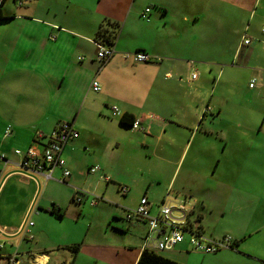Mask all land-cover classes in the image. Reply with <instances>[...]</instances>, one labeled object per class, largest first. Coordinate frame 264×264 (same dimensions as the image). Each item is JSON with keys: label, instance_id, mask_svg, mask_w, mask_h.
I'll list each match as a JSON object with an SVG mask.
<instances>
[{"label": "crops", "instance_id": "0c3cea01", "mask_svg": "<svg viewBox=\"0 0 264 264\" xmlns=\"http://www.w3.org/2000/svg\"><path fill=\"white\" fill-rule=\"evenodd\" d=\"M16 1L0 0V155L4 157L0 159V264H8L6 258L13 255L18 257L17 264H137L145 236L136 244L127 238L106 242L115 232L129 235L130 226L123 228L109 221L110 217L118 221L120 215L115 211L119 204L111 209L115 203L107 199L110 208L99 207V200L107 197L106 192L101 193L95 205L88 202L97 214L87 222L82 209L86 197L77 191L90 182L87 173L97 180L108 178L104 181L107 186L110 182L116 186L118 202L129 194L139 198L137 206L143 197L148 201L150 188L161 184L158 173L150 170L153 180L147 185L143 181L139 188L129 168L113 166L109 156L134 151L135 146L148 160L158 151L164 157L171 156L173 141L181 137L184 151L191 141L189 149L195 142L198 153L209 157L211 172L200 186L203 191L210 189L205 195L213 192L214 184V192L222 194L219 216L214 217L212 227L206 225L208 216L195 213V206L192 220L205 237L218 240L230 236L233 244L222 255L208 254L209 259L194 253L187 240L158 254L180 264H193V258H199V264L206 260L227 264L223 261L226 256L230 264H264V239L258 240L257 249L245 243L264 226V135L255 133L260 140L249 143L253 135L240 130L253 126V108L220 101V93L227 96L226 90L217 94L218 99L216 90L212 91L207 101L204 90L188 95L190 89L181 77L189 68L190 74L194 69L199 44H220L241 30V47L251 46L252 42L242 45V36L253 28L248 20L243 24V18L250 17L257 0H35L42 4L36 12L33 1L23 4L22 0L19 7H12ZM146 9L147 17L142 18ZM206 17L213 25L205 32ZM107 21L119 25L113 43L115 54L99 68L95 43L98 28ZM136 52L147 53L151 60L134 63L123 57ZM216 59L225 60L226 56ZM174 71L180 73L175 78ZM193 75L191 80L197 81L198 76ZM93 81L100 86L97 92L91 88ZM226 85L223 81L224 88L229 87ZM260 86L264 88V80ZM112 106L122 116L131 115L141 122L142 130L120 124L122 117L112 115ZM62 122L72 123L78 132V138L63 148L65 166L55 167L50 178L23 168L22 157L14 151L42 149ZM8 127L10 134L4 136ZM253 160L259 161L254 171L263 173L260 194H249L242 180L220 178L219 173L226 168L233 172V166H240L237 171L242 172ZM93 167L95 173L90 172ZM64 169L69 176L63 175ZM143 171L139 175L143 176ZM171 184L172 180L163 194L172 199L169 202L177 201ZM120 187L127 192L122 194ZM87 189L95 191L90 185ZM181 189V194L195 197L186 179ZM75 196L81 201L76 202ZM204 197V193L201 198L196 196L202 209ZM53 208L61 216L51 213ZM247 208H253L254 219L257 216L251 226ZM126 210L122 207V219L132 225L125 218ZM149 213H154L150 204ZM77 244L79 250L73 253L71 247Z\"/></svg>", "mask_w": 264, "mask_h": 264}, {"label": "rangeland", "instance_id": "374dc122", "mask_svg": "<svg viewBox=\"0 0 264 264\" xmlns=\"http://www.w3.org/2000/svg\"><path fill=\"white\" fill-rule=\"evenodd\" d=\"M24 0L23 4H28L30 1H33L32 3H35L34 6H32L34 12L41 10V2L35 0ZM44 2V0H43ZM11 3V2H10ZM31 3V4H32ZM12 7H19V2L16 1V4L12 3L10 4ZM64 10L61 11L60 14L63 13ZM207 16V15H206ZM243 17V16H241ZM248 20L251 26L253 27L252 30L247 32V38H249L252 42L251 46L246 47L242 46L240 44V32L239 35H233L232 33L226 37V40L220 44H212V43H204V45L199 44V54L197 55V61L193 62L194 69L192 70L191 74H195L198 76L197 81L191 80V74H190V68L188 71V74L181 73L182 77V84L186 85L188 89H190V92L188 95H198V92L200 90L205 91V101H207L212 95V91L215 93V99H218L217 94L222 90H226L227 96L223 95V92L220 93L219 100L224 101H232L233 103L243 106H250L253 108V126L247 127L246 131L241 130V132H247V135H253L252 140L248 139V142L256 141L258 142L260 140V137L255 136L254 134L257 133L258 136L264 135V128H261L262 120L264 119V88L260 86V84L264 80V34L262 33V30L264 29V0H257L255 5L252 8V13L249 17V14L246 15L245 18H243V24L244 22ZM213 25V21L211 19L207 18L205 19V22L203 24V28L205 29V32L209 29L208 26ZM237 30H239L237 28ZM238 50L235 53V48L238 46ZM203 49V53H201L200 49ZM226 56L225 60H219L216 59L218 56ZM199 62V63H198ZM221 62V63H220ZM220 63V64H219ZM226 65V67L224 66ZM174 78L177 76L175 73L172 72ZM221 75L223 77L220 80ZM216 80V81H214ZM223 81L225 83H229V87L224 88L223 87ZM219 82L218 86L216 87V83ZM226 85V86H227ZM197 86L196 88H193ZM251 86V87H250ZM217 88V89H216ZM258 88L260 89V92L258 93ZM255 123V125H254ZM136 130V129H133ZM260 130L259 134L258 131ZM138 131V130H137ZM141 131V130H139ZM125 133H131L130 130H126ZM137 133V132H136ZM180 133V132H178ZM175 136H177V134ZM138 134V133H137ZM136 134V135H137ZM168 136L170 137V130L168 129ZM184 139L179 138V140L175 139L173 141V147L174 149L171 152V156L168 155L167 157H164L160 154L158 151L156 156H153L151 159H145L143 151L139 146H135L136 141L134 142V151H128L125 150V152L121 153L119 155L118 153H114L113 155L109 156L108 161L110 163H114L113 166H119L122 168L128 167L131 171V174L134 177V181L136 185L140 187L141 183L145 181L146 185L148 184L151 177H149L148 172L150 170L156 171L158 173V176L161 179V184H155L153 185L148 193V201L153 209L152 217H155V214L159 212L160 205L164 202L165 204L169 205L170 208L173 209V216L175 217L178 214V202L180 200L186 201V203H189V206H195V213L196 211L203 214V216L207 217V226L212 227L214 219L219 216V210L217 209L218 204L220 203V199L222 198V194H218V192H214L216 190V184L215 189H213L212 193H207L206 191H210V189H205L206 191H203L201 189V181L205 175H209L211 172V167L209 165V157L198 153V150L196 148L195 142L192 144L191 148L189 141V146L184 151L182 147V142ZM128 146H132L128 145ZM126 148V147H125ZM128 148V147H127ZM184 151V153H183ZM183 154V155H182ZM182 156V157H181ZM162 160H165V164L162 163ZM259 161L253 160L251 162L250 166L244 167L243 171H237L240 169V166H237V168H234V166L231 168L233 172H228L229 168H226L225 171H221L219 173L220 178L222 180H228L231 179L232 181L235 179L242 180L245 184V188L249 192V194H253L255 192L259 193L261 192V182L263 180V173L259 171H254V167L256 163ZM109 166L111 164H108ZM193 169L191 173L189 171ZM144 170V175H139V171ZM196 172V175H195ZM198 172V173H197ZM194 173V175H192ZM107 176L111 178L110 173H107ZM86 177L90 178V182H88V185L86 184L85 188L79 187L78 193H82V195L85 198V205L82 206L83 212L85 214L84 220L87 222L90 219L96 218V212L93 211L92 207L90 208V205L88 202H91L95 196L96 198H99L101 193H107V197H103L105 201L99 200L100 204L99 207H105L109 209L110 207L106 205L108 204L106 201L107 199L109 202L112 203L111 209L116 208V204H119L120 207L117 208L115 213H118L120 217L117 218V222L114 221L113 217H110V223L116 224L117 226H122L123 228H126L127 226H130L129 228V235H120L119 232L113 233L115 236L109 239H107V243L112 244L116 242H122L123 239H128L129 243L132 244L133 242L136 244L137 241H140L141 238L146 235L148 228L146 224L139 221H133L130 222L132 225H128L126 222L123 221V213H122V207H127L128 209H135L138 203L139 198L136 195L129 194L126 196V198L122 199V202H118L115 198L118 197V193L116 192V186L112 184V182L109 183L107 186V183L104 180L98 179L97 177H94V175H88L86 173ZM186 179V182L188 181L190 188L194 190L195 197L191 198L189 195H183L182 192V185L184 184V181ZM172 180V184L170 185V191L171 194L177 199V201L173 200L172 202H169V200H172L168 198L167 195H163L167 189V186L169 182ZM155 182V181H154ZM89 185L92 187V189H95L94 193L92 191H89L87 187ZM137 189L140 191L141 189ZM88 190V191H87ZM226 192L228 193V189H226ZM89 194V196H86V194ZM204 193V208L202 209V204L198 202L196 204V196L198 198H201L202 194ZM189 197V198H184ZM207 198L208 201L205 200ZM121 199V198H120ZM111 200V201H110ZM124 200V201H123ZM216 201V202H215ZM106 203V204H105ZM89 205V206H88ZM214 205V207H213ZM203 210V211H202ZM218 211V212H217ZM253 208H247L245 210L247 219L251 220L250 226L254 223L256 218L254 219ZM212 215V216H210ZM215 217V218H214ZM264 217V214H263ZM194 221V220H193ZM129 223V224H130ZM107 224H105L106 229H108ZM111 227V226H110ZM186 238H188V235H185ZM259 239H264V226L262 227V230L259 234L252 236L249 238L245 243L249 248H255L257 249L259 247ZM134 246V245H132ZM194 253H197V251L192 250ZM225 251H229L227 248H224L217 252L218 254H224ZM221 252V253H220ZM49 253V251L47 252ZM162 254V252H159ZM199 255H203L210 258L211 255L198 252ZM53 253H50L49 255H52ZM214 254V253H210ZM223 261L227 262V264H230L229 257H224ZM193 264H199L200 259L199 258H193L192 260ZM204 264H213L211 260H206Z\"/></svg>", "mask_w": 264, "mask_h": 264}, {"label": "built area", "instance_id": "2783aa9c", "mask_svg": "<svg viewBox=\"0 0 264 264\" xmlns=\"http://www.w3.org/2000/svg\"><path fill=\"white\" fill-rule=\"evenodd\" d=\"M21 3L22 0H17ZM149 9H146L142 14V18L147 17ZM264 34V29L262 30ZM243 43L248 45L251 40L247 35L242 36ZM96 60L98 61L99 68H102L108 61L113 58L115 51L113 46H106L105 44L97 41L96 43ZM124 59H131L134 63H146L151 60L150 56L144 52H136L134 54H123ZM193 78L195 75L192 76ZM93 91L100 90V86L96 81L91 84ZM112 115L122 117L121 112L115 106L111 107ZM132 129L142 130L141 122L134 121ZM10 134V128H6L4 136ZM78 138V132L73 128L72 123L62 122L55 127L51 133L47 143L42 149L36 147H29L24 151L15 150V155L22 157L21 166L25 169H31L35 173L42 174L46 178L51 177V173L55 167H64L65 161L62 157L64 146L74 139ZM4 157L0 155V159ZM95 167L90 169L91 173H95ZM65 177L69 176L67 169L63 170ZM106 182L108 178H103ZM122 194L127 192V188L120 187ZM77 194H80L77 192ZM82 194V193H81ZM98 198L94 197L91 205H95ZM75 201L80 202L79 196H75ZM178 214L173 216V209L164 202L160 205L159 212L155 217L149 213V203L146 197H143L135 209H128L125 212V218L129 222L141 221L146 224L148 231L144 237L142 250H150L156 253L165 252L173 249L176 245L187 240L193 250L205 254L216 253L224 248H231L233 239L230 236H224L221 239H209L205 237L199 226L192 220L194 211L193 206H189L186 201L180 200L177 205ZM31 224V223H30ZM188 235V238L185 237ZM31 238V237H30ZM17 255L6 258L8 264L18 263Z\"/></svg>", "mask_w": 264, "mask_h": 264}, {"label": "trees", "instance_id": "16d2710c", "mask_svg": "<svg viewBox=\"0 0 264 264\" xmlns=\"http://www.w3.org/2000/svg\"><path fill=\"white\" fill-rule=\"evenodd\" d=\"M3 1L4 0H2V2ZM0 18H2L1 14H0ZM118 30H119V25L117 23H111L109 21L105 22L103 26H100L98 28L97 41L107 46H113ZM242 45H244L243 38H242ZM134 121L135 120L131 115L125 114L120 119V124L125 125V126H132ZM50 212L57 216H61L58 212V209L53 208L50 210ZM78 250H79L78 244L71 247V251L73 253H76ZM137 264H180V263L173 261L171 259L165 258L156 252H153L150 250H143L139 256Z\"/></svg>", "mask_w": 264, "mask_h": 264}]
</instances>
